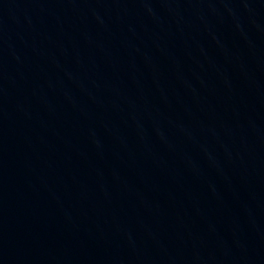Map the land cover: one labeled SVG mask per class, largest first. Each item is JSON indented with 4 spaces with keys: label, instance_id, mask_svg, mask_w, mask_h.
Instances as JSON below:
<instances>
[{
    "label": "water",
    "instance_id": "1",
    "mask_svg": "<svg viewBox=\"0 0 264 264\" xmlns=\"http://www.w3.org/2000/svg\"><path fill=\"white\" fill-rule=\"evenodd\" d=\"M0 264H264V0H0Z\"/></svg>",
    "mask_w": 264,
    "mask_h": 264
}]
</instances>
